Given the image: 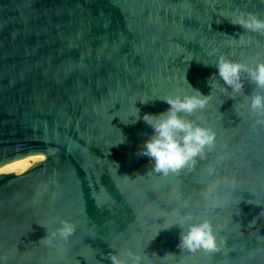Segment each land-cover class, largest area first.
<instances>
[{
    "label": "water",
    "instance_id": "95a60500",
    "mask_svg": "<svg viewBox=\"0 0 264 264\" xmlns=\"http://www.w3.org/2000/svg\"><path fill=\"white\" fill-rule=\"evenodd\" d=\"M240 12L264 19V0H0V264H111L127 250L142 264H264V124L253 86L235 93L214 67L264 59V34L231 23ZM193 89L211 94L190 119L214 146L178 174L151 172L143 115ZM188 215L211 220L218 251L179 250L168 228ZM61 220L75 233L42 242Z\"/></svg>",
    "mask_w": 264,
    "mask_h": 264
},
{
    "label": "clouds",
    "instance_id": "9594fccd",
    "mask_svg": "<svg viewBox=\"0 0 264 264\" xmlns=\"http://www.w3.org/2000/svg\"><path fill=\"white\" fill-rule=\"evenodd\" d=\"M231 23L245 31L264 34V19L257 13L240 12ZM214 67L218 69L219 78L235 93L244 92L245 81L253 86L251 94H246L245 99L249 102V111L256 118V122L264 124V59L249 64L222 55ZM193 90L195 93L193 95H176L164 99L163 101L169 105L166 111L143 115V121L153 131L141 145L138 155L149 159L151 172L163 176L178 174L185 167L194 165L198 157L204 156L206 149L214 146L215 131L190 119L197 111L206 107L211 94L205 96L199 90ZM138 113V118L133 123L141 119L140 109H138ZM125 141L126 137L124 136V140L120 144ZM115 164L119 168V165ZM125 176L128 175L125 174ZM143 176L137 174L135 178ZM185 223L188 225L186 230L183 227ZM173 226H179L181 229L178 244L180 251L187 250L196 253L203 250L214 253L219 250L216 230L211 220L198 219L193 215H188L183 218L181 223L170 225L168 229ZM75 230L76 225L73 222L61 220L60 226L51 233H47V236L41 241L52 246L56 239L67 241L75 233ZM171 255L175 254L166 253L164 256ZM142 260L143 257L139 253H134L131 250L111 256V264H142Z\"/></svg>",
    "mask_w": 264,
    "mask_h": 264
}]
</instances>
